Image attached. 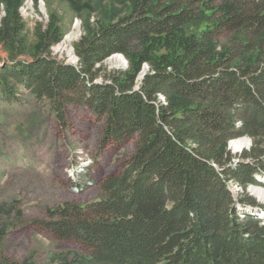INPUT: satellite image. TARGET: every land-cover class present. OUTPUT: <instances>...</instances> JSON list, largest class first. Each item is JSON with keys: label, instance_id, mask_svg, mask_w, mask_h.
I'll use <instances>...</instances> for the list:
<instances>
[{"label": "trees", "instance_id": "trees-1", "mask_svg": "<svg viewBox=\"0 0 264 264\" xmlns=\"http://www.w3.org/2000/svg\"><path fill=\"white\" fill-rule=\"evenodd\" d=\"M20 1L3 0L0 46L24 29ZM35 37L29 59L16 45L18 57L2 60L0 98L25 90L60 122L68 106L86 107L103 121V143H133L98 201L42 223L85 249L64 264H264V205L228 191L229 181L264 187V0H134L78 41L75 64L52 55L62 40L53 18ZM112 55L131 70L103 73ZM245 136L253 147L235 160L228 142Z\"/></svg>", "mask_w": 264, "mask_h": 264}, {"label": "rangeland", "instance_id": "rangeland-1", "mask_svg": "<svg viewBox=\"0 0 264 264\" xmlns=\"http://www.w3.org/2000/svg\"><path fill=\"white\" fill-rule=\"evenodd\" d=\"M71 1L21 0L18 13L24 29L13 44L0 46V64L7 57H18L16 45L23 52L18 58L29 59L36 44V26L44 27L52 18L62 33V40L51 49L52 55L75 64L78 41L126 16L134 3ZM4 6L0 0V21L5 15ZM75 24L79 36L64 47V37L75 29ZM184 29L188 35L194 28ZM115 57L118 62L111 60ZM101 66L103 73L108 74L131 70L122 55H112ZM149 69L143 65L137 80ZM96 80L102 81L103 76ZM64 120H57L47 100L36 101L25 90H20L13 101L0 98V264H64L87 256L83 247L56 240L42 223L49 221V212L54 209L65 205L83 207L98 201L103 180L121 170L133 151V143L124 148L103 143V121L86 107L68 106ZM241 139L247 144L235 150L232 144ZM262 146L264 149V142ZM252 147L253 140L248 136L227 145L235 160ZM241 189V195L246 193L264 205V200L253 193L264 192V187Z\"/></svg>", "mask_w": 264, "mask_h": 264}, {"label": "bare ground", "instance_id": "bare-ground-1", "mask_svg": "<svg viewBox=\"0 0 264 264\" xmlns=\"http://www.w3.org/2000/svg\"><path fill=\"white\" fill-rule=\"evenodd\" d=\"M41 10L43 11V8L41 7ZM75 29L72 31V32H70V33H68L65 37H64V40H63V42H62V45H64V47L65 46H67L68 47V45H69V43H71L72 41H74L75 39H77L78 38V36H79V31H78V24H75V27H74ZM112 61H114V62H118V58H113V59H111ZM110 60V61H111ZM247 144V141L245 140V139H241V140H238L237 142H234L233 144H232V146H233V148L235 149V150H239V149H241L243 146H245ZM253 193H254V195H256L257 197H259V198H261V199H263L264 200V192L263 191H260V190H253Z\"/></svg>", "mask_w": 264, "mask_h": 264}, {"label": "built area", "instance_id": "built-area-1", "mask_svg": "<svg viewBox=\"0 0 264 264\" xmlns=\"http://www.w3.org/2000/svg\"><path fill=\"white\" fill-rule=\"evenodd\" d=\"M248 187H253V186L249 185ZM257 187L259 188V186H255V188ZM228 191L232 195V198L234 200H237L241 196L240 193L243 192L240 186L236 185L234 182L231 181L228 182ZM260 215L264 216V212H261Z\"/></svg>", "mask_w": 264, "mask_h": 264}]
</instances>
